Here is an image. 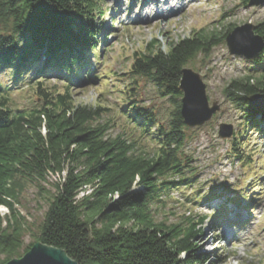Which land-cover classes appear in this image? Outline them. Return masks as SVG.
Wrapping results in <instances>:
<instances>
[{"label": "trees", "instance_id": "obj_1", "mask_svg": "<svg viewBox=\"0 0 264 264\" xmlns=\"http://www.w3.org/2000/svg\"><path fill=\"white\" fill-rule=\"evenodd\" d=\"M99 4L0 0V18L12 20L13 27L12 34L0 36V71L14 76L16 85L28 73L45 78L57 69L89 80V58L105 43L96 23L98 13L102 27L106 14ZM230 31L219 37L202 29L165 49L154 40L135 53L130 72L153 82L174 103L163 125L154 111L136 106L132 98L128 101L127 117L159 145L154 154L139 151L123 135H108L106 124H94L103 109L75 106L69 92L50 94L38 84L41 104L14 110L9 88L0 83V207L8 210L0 213V254L6 257L0 264L22 256L25 224L14 206L27 183L52 184L55 190L35 243L61 249L78 264L209 262V257L197 254L194 243L207 217L187 228L158 224L150 205L189 186L182 159L187 129L181 115L182 70ZM254 34L262 39V48L253 59L256 67L264 66V24L256 25ZM256 93L264 94V74L254 84L250 77L232 81L225 91L231 103L247 113L249 128L260 131L264 114L251 107ZM234 145V151L242 149L238 142Z\"/></svg>", "mask_w": 264, "mask_h": 264}, {"label": "rangeland", "instance_id": "obj_2", "mask_svg": "<svg viewBox=\"0 0 264 264\" xmlns=\"http://www.w3.org/2000/svg\"><path fill=\"white\" fill-rule=\"evenodd\" d=\"M144 1L100 0V10L106 13L102 27L101 17L98 13L95 16L99 38L105 43L89 58V80L57 69L45 78H32V72L28 73L26 80L16 85L14 76L0 71V83L9 88L12 109L30 110L41 104L38 84L50 94L69 92L75 106L103 109L102 117L94 124H106L108 135H123L139 151L154 154L159 145L154 137L150 140L132 116L127 117L128 101L132 98L136 106L154 111L163 125L169 122L174 103L153 82L130 72L135 53L145 50L154 40L165 49L202 29L222 37L236 27L264 24V3L250 6L248 0L174 1L172 12L156 18L155 12L164 9L165 4L140 9L138 5ZM137 13L147 18L134 19ZM12 31V20L0 18V36ZM186 68L199 74L210 105L217 102L220 110L203 126L187 127L182 159L189 186L174 189L152 203V220L187 228L207 217L198 226L202 232L194 240L197 254L209 257V262L203 264H264V123L260 131L249 128L247 113L225 94L232 81L250 77L254 84L264 74V66L256 67L254 59L230 54L224 40L196 56ZM220 124L231 125V138L219 137ZM235 142L242 149L234 151ZM50 181L58 179L51 177ZM54 191L52 184L30 183L19 191L14 209L25 224L20 255L37 240ZM0 213L7 214L8 210L0 207ZM5 258L0 254V261Z\"/></svg>", "mask_w": 264, "mask_h": 264}, {"label": "water", "instance_id": "obj_3", "mask_svg": "<svg viewBox=\"0 0 264 264\" xmlns=\"http://www.w3.org/2000/svg\"><path fill=\"white\" fill-rule=\"evenodd\" d=\"M264 0H248L250 6H258ZM226 45L230 54H239L253 59L262 48V39L254 34V25L236 27L226 36ZM179 90L182 93L181 115L187 127H200L208 122L220 110L217 102L211 105L206 94V85L198 73L190 68L182 70ZM251 107L264 114V94L256 93L251 97ZM231 125L220 124L218 135L223 139L231 138ZM6 264H78L61 249L34 243L23 256L14 258Z\"/></svg>", "mask_w": 264, "mask_h": 264}, {"label": "bare ground", "instance_id": "obj_4", "mask_svg": "<svg viewBox=\"0 0 264 264\" xmlns=\"http://www.w3.org/2000/svg\"><path fill=\"white\" fill-rule=\"evenodd\" d=\"M174 1H182V3H183V0H145L143 2V4L140 5V6L138 5V7L140 9H147V8H149L151 6L158 7L160 4H165V6L163 7L164 9H159V10H157L155 12V17L157 18V17L162 16L163 13H166V12L170 13V12H172V10H171L172 9L171 4ZM182 7H184V5ZM143 18L145 19V18H147V16L145 14H142L141 15V13H139V14L137 13V16L134 17V19H137V20H141ZM228 222H231V221H228ZM237 227L238 228H241V226H239V225ZM219 237H222V236L221 235H218V238Z\"/></svg>", "mask_w": 264, "mask_h": 264}]
</instances>
